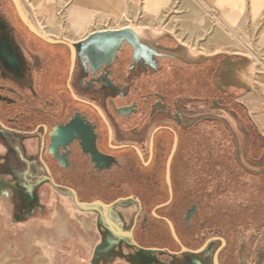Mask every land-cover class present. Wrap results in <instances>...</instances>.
<instances>
[{"label": "flooded vegetation", "instance_id": "af4514ba", "mask_svg": "<svg viewBox=\"0 0 264 264\" xmlns=\"http://www.w3.org/2000/svg\"><path fill=\"white\" fill-rule=\"evenodd\" d=\"M111 31L75 47V62L71 47L56 57L61 92L56 101L46 99L50 110L40 113L42 120L33 127H24L23 114H11V105H31L23 101L27 92L43 99L31 83L40 72L48 75L47 65L42 67L43 55L22 46L20 38L7 36L13 39L11 59L0 57V108L6 106L0 110V143L8 153L0 159V173L21 198L17 216H27L41 199L39 183L49 180L72 195L79 211L96 212L99 244L111 247L107 258L120 250L138 259L151 255L152 264H217L220 250L219 264H253L252 241L243 255L238 236L209 234L206 212L212 204L203 197L210 194L208 179L201 176L200 185L192 187L191 177L198 159L192 152L199 149L200 173L211 159L218 164L227 159L245 170L241 152L247 161L264 163V151L257 155L253 142L251 115L238 107L234 82L220 84L233 57L184 59L168 53L179 46L170 38L149 43L131 33L101 30ZM7 37L0 34V41ZM13 75L23 83L16 85ZM31 137L39 145L34 161L23 142ZM257 137L264 148V137ZM214 155L220 159L214 161ZM228 175L238 179L235 169ZM47 205L39 209L42 214Z\"/></svg>", "mask_w": 264, "mask_h": 264}, {"label": "rangeland", "instance_id": "374dc122", "mask_svg": "<svg viewBox=\"0 0 264 264\" xmlns=\"http://www.w3.org/2000/svg\"><path fill=\"white\" fill-rule=\"evenodd\" d=\"M21 2L29 18L42 32L44 31L36 13L43 17V24H46L47 29L61 27L63 35L67 33L79 40L96 31L130 28L149 43L154 40L172 39L179 46H175L168 53L184 59H201L208 56L217 59L221 55L225 57V54L218 51L219 48L200 47V41L207 35L211 33L218 35L221 31L224 37L221 44L229 51L227 56L233 57L234 61L233 58L227 61L230 65L224 67L227 73L223 74L220 84L226 86L234 82V90L239 91V99L244 101L245 106L247 102L251 103L249 99L260 98V105L264 107V82L256 83L257 91L253 92L254 76L256 73L264 75V51L254 49L264 47V0H21ZM78 11H85L86 14L79 13L75 18ZM51 15L55 17L54 24L53 17L48 18ZM83 20L87 23L81 26L80 21ZM86 26L82 34H74L75 30H82ZM6 27L9 30L4 29ZM0 28L3 38L10 35L14 36L13 38H20L19 43L22 46L50 60L47 61L40 56L42 59L40 65L42 67L47 65L48 75L44 76L40 72L39 77H35L31 83L33 88L43 94V99L35 100L27 92L23 95V101L27 100L29 103L31 101V105L28 103L11 105V114L22 113L24 121L27 122L23 126L33 127L42 120L40 113L49 112L47 100L58 99L62 85L56 75L62 73V67L59 58L57 60L56 57L65 53L68 46L48 43L32 33L23 23L12 0H0ZM185 36H192L197 40L191 45L186 42L185 45ZM227 38L231 43L227 42ZM19 43L16 42L17 47ZM214 50L217 52L214 53ZM233 51L238 54L232 53ZM231 67L229 71L228 68ZM26 72L23 70L22 74ZM18 75L13 77L16 80L15 84L19 86V83H23V78H19ZM50 81L55 83L50 84ZM4 107L6 106L3 105L0 110L4 111ZM238 107L241 112L250 113L247 106ZM23 142L26 156L32 161L36 160L39 147L37 139L31 137ZM9 146L16 147V142ZM263 151L264 148L261 149L260 155ZM7 153L0 143V159ZM192 154L198 157L193 163V171L197 174L191 176L192 187L200 185L201 176L208 179L207 187L210 194L203 197L212 204L206 212L209 234L214 231L213 234L238 236V246L252 232L260 236V232L264 230V175L258 173L264 171V163L247 161L241 152L240 159L243 161L241 166L245 165V170L241 167L236 170L235 163L231 164L227 159L222 164L214 163L211 159L205 168L207 170H203L204 172L201 170L200 173V149L199 152L193 151ZM214 156L216 157L214 161L220 159L219 156ZM231 169L238 172L237 180L228 175ZM2 176L7 177L0 173V264H152L151 255L140 256L138 259L133 255H123L119 253L120 250L111 258H107V252L111 247L103 249L99 244L96 212L79 211L72 195L57 191L49 180L39 183L38 191L42 195L41 199L38 197L33 204V209L29 212L27 210L25 218L18 217L17 204L21 198L15 194V185L11 186L12 182L8 183L1 178ZM195 177L197 181L194 182ZM46 204L48 210L42 214L39 209ZM126 225H129V222H126Z\"/></svg>", "mask_w": 264, "mask_h": 264}, {"label": "crops", "instance_id": "0c3cea01", "mask_svg": "<svg viewBox=\"0 0 264 264\" xmlns=\"http://www.w3.org/2000/svg\"><path fill=\"white\" fill-rule=\"evenodd\" d=\"M79 13L86 14L85 11L84 12L83 11H78L76 13V15H75V18H76V16ZM36 15H37V19H38L40 25L43 28L44 33H46L47 35L52 36V37H55V38L66 39V40L71 41V42H79V41H81V40H79V38H73L70 35H68L67 33L63 35V31H62L61 27H55L54 29H47L46 24L45 25L43 24V21H44L43 17H41L38 13H36ZM48 18L49 19L52 18L54 20L53 24L56 23V20H55V17L54 16L51 15ZM40 21H42V22H40ZM80 22H81V26L82 25H85L87 23L86 20H83V22L82 21H80ZM86 28H87V26L84 27L82 30H79V31H76L75 30L74 31V34L75 35H78V34L80 35V34L83 33V31ZM223 38L224 37H223V34H222L221 31L218 32V35L211 33V34L207 35L205 37V39H203V40L200 41V43H201L200 47H206L207 49H213V48L216 49V48H219L218 51L221 54L227 55V53L229 51L227 50L226 47H224L223 44H221L222 43L221 41H223ZM195 40H197V39H195L192 36H188V37L185 36V43L184 44L187 45V43H188V44L191 45V44H193V41H195ZM227 42L228 43H231L230 39L227 38ZM233 46H235V45L233 44ZM233 48H236V47H233ZM254 49H258V51L261 49V50L264 51V47H258V48L257 47H254ZM213 52L215 53V52H217V50H214ZM232 53H236V55L238 54L235 51H233ZM238 58L239 57H237L236 59H238ZM262 74L263 73H258V74L256 73V75L254 76V78H253V83H254L253 92H256L257 91V89H256V83L257 84H259V83L261 84V83L264 82V79H263L264 78V75H262ZM239 100L242 102L241 99H239ZM249 100L251 101V103L247 102L246 103V106L248 107V109L250 111V115H251L252 119L258 125V128H259L261 134L264 136V107H262L260 105L261 99L259 98V99H249ZM243 103H244V101H243ZM1 178L3 180H5V181H8V183H9V181H11L8 177L2 176ZM252 236H254V239L251 240V238H253ZM251 241L254 244V249L252 250V253L250 255L252 257L251 258L252 263L253 264H264V230L262 231V233L260 232V236H257L256 233L254 234V232H252L251 235L249 234L245 238V241L241 244V247H242L241 253L247 251L248 243L251 242ZM242 254L245 255L244 253H242Z\"/></svg>", "mask_w": 264, "mask_h": 264}, {"label": "water", "instance_id": "95a60500", "mask_svg": "<svg viewBox=\"0 0 264 264\" xmlns=\"http://www.w3.org/2000/svg\"><path fill=\"white\" fill-rule=\"evenodd\" d=\"M14 5L16 6V9L18 11V14L19 16L21 17L23 23L29 28V30L34 33L36 36H38L39 38L47 41L48 43H52V44H64L68 47H71L73 49V62H75V47H80V45L82 44H85V43H88L90 41V39H92L93 37L97 36V35H100V34H103V33H112L111 32H95L91 35H89L85 40L83 41H79V42H71V41H68L66 39H62V38H55V37H52V36H49L47 34H45L44 32H42L36 25L35 23L29 18V16L27 15L26 11H25V8H24V4L21 2V0H12ZM116 33H119V34H123V33H131L133 34L136 38H139V35L133 30V29H130V28H125V29H120L118 31H116ZM12 44V40L8 39V40H3V41H0V47H3L0 49V57L2 59H4L6 62L11 59V56H10V45ZM59 131V129H57ZM56 129L54 130V132L52 133V136L55 134V132L57 131ZM56 136V135H55ZM54 142V141H52ZM53 144V143H52ZM42 151L45 147V141H43L42 143ZM52 146V145H51ZM175 149H176V145L174 147V150L170 156V159H169V163H168V173H169V170H170V164H171V160L173 158V155L175 153ZM220 251V250H219ZM219 251H217V255H216V263L219 264L218 262V253Z\"/></svg>", "mask_w": 264, "mask_h": 264}, {"label": "trees", "instance_id": "16d2710c", "mask_svg": "<svg viewBox=\"0 0 264 264\" xmlns=\"http://www.w3.org/2000/svg\"><path fill=\"white\" fill-rule=\"evenodd\" d=\"M239 105L242 106V107H244V108H246V106L244 105V103L241 102V101H239ZM241 118H242V117H241ZM250 121H251V125L254 126V128L256 129V130H255V132H256L255 135L258 136V134H259V135L263 136V135L261 134L259 128H258V125L255 123V121L252 119L251 116H250ZM257 136L254 137L253 142H254V145H255V149H256L257 155L260 156V151H261V149H262L263 147L260 146V144H259L260 142H259ZM263 137H264V136H263Z\"/></svg>", "mask_w": 264, "mask_h": 264}, {"label": "bare ground", "instance_id": "6f19581e", "mask_svg": "<svg viewBox=\"0 0 264 264\" xmlns=\"http://www.w3.org/2000/svg\"><path fill=\"white\" fill-rule=\"evenodd\" d=\"M23 3V2H22Z\"/></svg>", "mask_w": 264, "mask_h": 264}]
</instances>
